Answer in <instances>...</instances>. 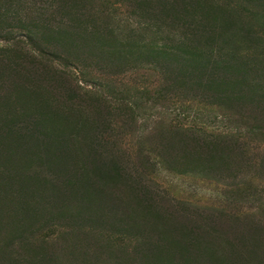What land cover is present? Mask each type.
I'll list each match as a JSON object with an SVG mask.
<instances>
[{"label": "trees", "instance_id": "trees-1", "mask_svg": "<svg viewBox=\"0 0 264 264\" xmlns=\"http://www.w3.org/2000/svg\"><path fill=\"white\" fill-rule=\"evenodd\" d=\"M87 1L0 0V95L21 85L38 95L51 76L56 96L50 110L42 107L53 120L41 124L42 142L36 133L10 136L20 128L0 123V199L13 196L17 206L15 228L4 232L9 237L0 240V252L16 246V239L28 240L34 228L46 238L41 245L50 254L47 264H264V0H135L164 21L140 37L134 29L128 38H136L117 50L124 31L117 26L115 35L109 25L102 32L95 21L86 23ZM24 39L31 41V53L21 51ZM102 46L107 57L114 56L111 48L119 58L137 61L133 56L141 54L163 76L160 93L146 89L118 97L109 93H117L110 82L99 90L65 85L78 81L81 64ZM37 58L48 59L49 67L39 68ZM57 61L64 67L53 75ZM18 74L27 85L15 80ZM31 74L42 80L32 81ZM154 95L180 96L197 116L215 110L212 115L224 114L226 124L211 131L203 124H170L158 129L154 146L140 137L129 154L120 135L107 133L112 120L116 116L122 129L140 124ZM33 137L36 146L30 145ZM41 151L42 164L33 160ZM46 161L49 174L31 179L40 196L22 204V173ZM140 170L229 179L231 195L220 205L230 212L168 204ZM46 193L55 199L44 201ZM6 213L0 210V216ZM7 218L0 223L8 225Z\"/></svg>", "mask_w": 264, "mask_h": 264}, {"label": "rangeland", "instance_id": "rangeland-1", "mask_svg": "<svg viewBox=\"0 0 264 264\" xmlns=\"http://www.w3.org/2000/svg\"><path fill=\"white\" fill-rule=\"evenodd\" d=\"M30 1L31 0H28L29 3ZM220 1L225 3L224 0ZM86 3H88L87 0ZM142 7L143 6L136 3L135 0H89L87 8L85 11H83V17L86 23L95 21V23H97V29L102 32L104 31L105 27L110 26L114 28V33L117 35L116 27L119 26L124 31V33L118 36L119 42L117 40L115 42V49L117 50L118 47H128L129 42L136 38H128V36L133 33L134 29L139 32L138 37H140L141 34L147 33L146 28L148 26L155 27L156 24L160 25L164 21V18L150 14L144 9H140ZM166 23H169V20L166 19ZM13 24L14 23H11V25ZM182 26L186 27L185 25ZM145 37H147V34L144 36V38ZM112 41L113 39L110 40V42ZM0 42L4 41L0 39ZM20 47L22 52H32V43L28 39H24V43H22ZM116 50L111 48V54L114 56L107 57L105 56V54H107L106 47L102 46L100 49L96 48V58L89 59L85 57L86 60H84L83 63L85 66L81 64V71L77 72L78 81H66L64 84H78L82 90H99L103 83L110 82L116 88L118 94H112L111 92L109 93L118 97L121 95L129 97L131 93L141 92L146 89L151 90V94L157 95L160 93L162 86L164 85L163 76L158 71L150 69L153 67L152 63H148L141 54H136L133 56L134 58L136 56L135 59H137V61H134L133 58H127V56L119 58L116 54ZM101 61H103V63H105L107 66L103 67L100 63ZM36 62V65L39 68L49 67L48 59H43V64L38 58L36 59ZM144 64L146 65L145 68L148 67V69L142 68ZM23 66H27V62ZM53 66L55 67L53 69L54 73H51L53 75H58L60 69L64 67L59 61L55 62ZM35 78H38V80L36 79L38 83L42 80L39 76H33L31 80L33 81ZM15 80L27 85L24 83L25 80L22 81L21 74L16 75ZM49 81L54 82L52 81L51 76L43 82L41 87L39 86L36 89V91L39 93L38 95L33 94V96H31V94L23 90V85L18 88H7L0 95V123L2 126L8 125L10 128H14L13 126H18V128H20L8 131L10 136L36 133L38 134V138L42 139L41 142L44 140V138H46L44 137L46 130L41 124L50 125L53 120L47 114L46 110L42 109V107H47L48 109H46L50 110V108L56 104L53 100L56 97L55 91L49 87ZM106 90L108 91V89ZM124 92L126 94H123ZM156 95L149 99L147 103L149 106L148 108L146 105H142V109L147 108V110L142 112V115L145 117V119H142L139 122L140 124L134 123L132 126L122 129L120 128L121 122L120 120H116V116L112 120L113 129L109 130L107 133L110 134L111 137L112 135H120L121 139L124 140V147H126L129 154L136 150L137 146L135 141L140 137L144 138V141L147 142V145L154 146L158 138L156 136V132H159L158 129L164 130L170 127V124L177 123L178 125H184L188 127L194 124H203V126L205 125L209 127L210 131L215 130L212 125L218 127L226 124L225 122L227 120H225L224 114H219L217 116L212 115L215 110L207 108L206 113H198L199 116H197V112L191 108L190 103L184 98L180 96L169 98L163 95L158 97ZM194 109L196 110V106ZM141 129H145L146 131ZM29 141L30 145L35 146L37 143H40L35 139V137L30 138ZM42 156V151L41 154L35 152L33 160L36 163H45L46 159ZM132 165L134 170H138L139 172L136 164L132 163ZM50 166V163L47 161L46 165L39 166V164H33L29 170L28 167L25 169L24 174L18 171L15 167L12 169V173H16L18 175L19 173H22V176L26 177L25 179L19 180L18 182L21 184L19 190L21 189L22 191L20 199L22 204L25 203L27 198H35L40 196V190H36L35 185H33L31 182V179H33V177L36 175L49 174L48 171H51L49 170ZM140 173L144 175L143 178L150 187H153L155 191L165 194L164 198L168 204L170 200V202L176 206H181V208H185L189 211L199 210L201 213L217 212L220 210L223 212L218 214H227L230 212L229 208L225 209V206L220 205V202L226 200L231 195V193L227 192L229 186H231L229 184V179L220 180L218 177L209 179L198 174L180 175L166 173L164 171H159L157 174L153 173L150 176L147 175V172L145 173L141 170ZM235 180L240 181L241 176ZM13 187L14 186L11 188ZM0 189L1 193H3V186H0ZM45 196L46 200L44 201L51 202L53 199H55L54 196L50 197V195L47 193ZM15 207L17 208L16 199L13 196L7 195L0 199V210L4 208L5 213L6 210L8 212L6 213L8 214V225L6 222L3 223L1 221L0 223V240L2 241L4 239L3 236H7L8 234L9 237V232L7 234L4 232L7 230L11 231V228H15V226L12 224L14 220L12 216L13 213H15L13 210ZM44 208L47 209V211H49L51 214L50 209L46 207ZM237 208L238 204L234 207V210ZM237 211L241 213L242 206L239 207ZM6 214L4 216H0V220L3 219ZM40 214L42 215V213ZM52 221L55 222L57 220L53 219ZM36 225L40 227L39 224ZM46 226L47 224H43V227ZM38 232L39 230L31 228L26 234L28 240L21 242L19 239H16V246H14L11 250H7V252H0V264H37L36 260L38 262L45 261L43 263L47 264L50 254L48 249L41 245V242L46 238L43 237V233L40 232L41 234H38ZM9 255H12L13 259L9 260Z\"/></svg>", "mask_w": 264, "mask_h": 264}]
</instances>
